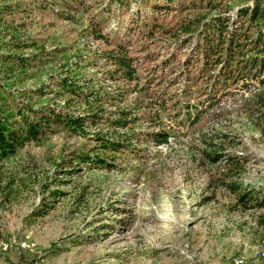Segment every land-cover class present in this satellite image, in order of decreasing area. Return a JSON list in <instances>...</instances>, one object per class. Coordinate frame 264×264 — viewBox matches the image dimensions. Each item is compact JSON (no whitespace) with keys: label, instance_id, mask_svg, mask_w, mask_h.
<instances>
[{"label":"rangeland","instance_id":"rangeland-1","mask_svg":"<svg viewBox=\"0 0 264 264\" xmlns=\"http://www.w3.org/2000/svg\"><path fill=\"white\" fill-rule=\"evenodd\" d=\"M56 1L70 8L0 1V114L10 122L20 113L32 118L28 107L92 113L97 103L85 104L75 88L110 98L83 135L51 125L3 164L25 183L12 195L0 189V264H231L235 257L251 264L264 252L257 224L264 207L237 206L221 183L237 158L243 172L230 179L264 197V89L243 81L209 105L206 86L222 65L202 71L203 1L172 0L166 13L153 0ZM219 1L229 12L211 11L207 20L233 22L252 5ZM193 18L199 29L181 33L179 24ZM93 28L100 36L88 33ZM119 48L132 58V82L107 61ZM8 55L24 66L14 61L5 72ZM121 112L126 127H110L124 123ZM106 134L128 148L101 151L95 138ZM77 155L115 168L94 169Z\"/></svg>","mask_w":264,"mask_h":264},{"label":"trees","instance_id":"trees-1","mask_svg":"<svg viewBox=\"0 0 264 264\" xmlns=\"http://www.w3.org/2000/svg\"><path fill=\"white\" fill-rule=\"evenodd\" d=\"M4 1V0H0ZM118 3H126L127 0H113ZM139 3L150 2L151 0H138ZM158 2L157 8L160 12L166 13L170 7L172 0H153ZM207 10L206 14L211 11H221L227 10V5L221 7L219 0H202ZM244 2H251L252 5H245L241 7L235 14V21L231 22L228 17L216 16L207 20L206 14L202 15V64L203 70L212 71L222 65L221 70L215 75V80H213L210 85H207L206 90L208 95V102L210 106H214L218 103L219 93H222L225 88H230V86H236L240 82L247 80L258 81L260 86L264 89V0H243ZM40 3L45 9L52 7V5H57L61 9L67 10L70 8L67 4H60L56 0H33V3ZM4 4V3H3ZM59 4V5H58ZM6 6V7H5ZM4 11L9 12L12 10L11 5H5ZM36 6V5H35ZM38 6V5H37ZM223 8V9H221ZM200 18H193L185 23L179 24V31L181 33H190L192 29L198 30L200 26ZM235 25L236 28H230L231 25ZM94 29V30H93ZM88 31L93 37H98L95 28ZM175 36V35H174ZM176 37V36H175ZM19 48H23L24 45H19V42L15 44ZM117 53H109L106 56L107 61L113 65L115 73L122 79L132 82L136 80V73L132 67V58L127 57L123 51L119 48ZM15 61V65L21 67L24 66L23 58L16 57L14 55H8L7 58L2 59V65L4 66L5 72H10L13 67L11 64ZM9 68V69H8ZM218 77V78H217ZM211 76L205 79L210 80ZM204 76H202V80ZM66 82L64 86L66 87ZM73 86V85H71ZM221 89V90H219ZM72 93L76 94L78 97L82 98L85 104H96L95 108L91 110L92 113L84 115L82 117H72L65 114L56 112L52 108H41L34 110L28 107L25 111L28 114H32L33 117L29 118L24 113L18 114V120L10 121L9 117L0 114V186L3 183L1 190H4L12 195L16 192L14 189L19 183L24 185L25 180L20 178L17 173H11L10 170L4 169V163L15 156L18 149L22 148L26 142H35L44 135V132L49 130L51 125L60 126L74 134L83 135V130L85 125H96L101 118L98 112L102 109L100 106L104 104L103 101L108 100L110 97L108 95H101V92H87L78 93L79 89H71ZM219 90V91H218ZM98 96V97H97ZM95 98L94 101H90ZM99 104V105H98ZM121 116L124 123L121 124L119 121L112 122L110 127L117 128L120 127L124 129L125 116L127 113L121 112ZM148 136L156 139V144H165L166 139H157V135L149 134ZM96 143L98 144V149L103 152H120L122 149L128 148L120 141L109 138L107 134L105 136H96ZM214 158L211 157L212 160ZM82 164H89L94 169H114V165L109 163L105 159H101L98 156L90 157L89 155H77L75 157ZM232 167L229 169L228 173L224 177L228 178V182H222L226 189L231 193L235 194L237 198V206L243 209H258L264 207V197L260 198L258 193L254 191L241 189V184L237 181H232L230 178L241 177L243 172V166L240 163V159L232 158ZM64 165V164H62ZM75 170H73L74 172ZM72 172V171H71ZM227 179V180H228ZM59 184L62 181H56ZM84 191V189H83ZM258 227L262 232V243L264 244V217H259ZM1 240V235H0Z\"/></svg>","mask_w":264,"mask_h":264},{"label":"bare ground","instance_id":"bare-ground-1","mask_svg":"<svg viewBox=\"0 0 264 264\" xmlns=\"http://www.w3.org/2000/svg\"><path fill=\"white\" fill-rule=\"evenodd\" d=\"M231 264H247L243 258L235 257L232 259ZM251 264H264V252L260 253Z\"/></svg>","mask_w":264,"mask_h":264},{"label":"crops","instance_id":"crops-1","mask_svg":"<svg viewBox=\"0 0 264 264\" xmlns=\"http://www.w3.org/2000/svg\"><path fill=\"white\" fill-rule=\"evenodd\" d=\"M254 255H255V252H254ZM254 255H253V256H254Z\"/></svg>","mask_w":264,"mask_h":264}]
</instances>
